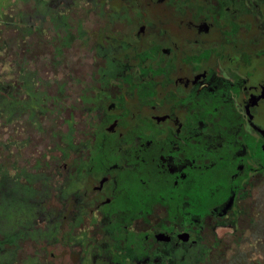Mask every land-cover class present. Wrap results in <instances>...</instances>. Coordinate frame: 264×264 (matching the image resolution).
<instances>
[{"label":"flooded vegetation","instance_id":"flooded-vegetation-1","mask_svg":"<svg viewBox=\"0 0 264 264\" xmlns=\"http://www.w3.org/2000/svg\"><path fill=\"white\" fill-rule=\"evenodd\" d=\"M78 1L56 93L35 70L62 107L30 122L49 144L10 134L34 202L0 230L12 264H264V0Z\"/></svg>","mask_w":264,"mask_h":264},{"label":"rangeland","instance_id":"rangeland-1","mask_svg":"<svg viewBox=\"0 0 264 264\" xmlns=\"http://www.w3.org/2000/svg\"><path fill=\"white\" fill-rule=\"evenodd\" d=\"M79 4L78 0H0V112H4V117H1L0 121L5 123V120L8 122L14 117L18 118L17 127L14 124L12 126L6 124V127L0 129V230L4 232L13 234V231H20L19 228L17 230V226L24 225L28 214L21 206L34 204L33 196H27L29 193L17 186L18 184L15 186L13 177L8 173L9 165L15 161L14 151L19 146L18 141L10 136L13 133L12 127L14 130L27 129V134L32 137L31 147L22 150L24 157H32V154L40 156L39 150H43V146L49 144L51 133L37 130L33 124H38L37 116L40 113L57 115L61 105L58 104L57 96H47L43 90L35 89L37 85L45 83L42 79L38 81L36 71L52 82L55 80L54 76L58 69L53 65V61L56 60L54 49L58 43H67L73 39L68 35L67 27L69 29L74 27L73 13L77 11L76 6ZM10 30L17 34L16 53L11 59L8 47L5 51L2 50L7 44ZM76 44L66 50L67 58H72V55L78 52ZM60 47L61 45L58 51ZM9 60L13 62L15 68L13 77L11 74L13 78L11 84L8 77ZM5 63L7 65L4 68ZM14 85L17 87L16 99L10 101L8 95L13 93ZM56 89L57 85L53 82L48 91L56 93ZM25 110L31 111L30 119L28 113L21 115ZM51 117L50 121L46 117H41L45 127L56 123L51 121L56 117ZM5 128L8 129L4 130ZM23 136L24 133L20 137ZM22 144L20 143V146ZM14 261L12 251L6 249L3 242H0V264H12Z\"/></svg>","mask_w":264,"mask_h":264}]
</instances>
